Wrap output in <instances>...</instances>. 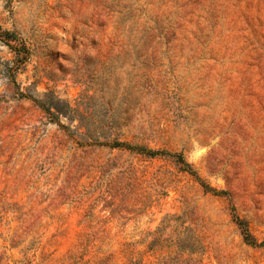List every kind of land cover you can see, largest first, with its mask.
I'll use <instances>...</instances> for the list:
<instances>
[{
  "label": "rangeland",
  "instance_id": "rangeland-1",
  "mask_svg": "<svg viewBox=\"0 0 264 264\" xmlns=\"http://www.w3.org/2000/svg\"><path fill=\"white\" fill-rule=\"evenodd\" d=\"M0 264H264V0H0Z\"/></svg>",
  "mask_w": 264,
  "mask_h": 264
},
{
  "label": "trees",
  "instance_id": "trees-1",
  "mask_svg": "<svg viewBox=\"0 0 264 264\" xmlns=\"http://www.w3.org/2000/svg\"><path fill=\"white\" fill-rule=\"evenodd\" d=\"M52 107V105H50V103L48 105H46V110L47 112H49L51 115H57V114H60V113H63V111H59L56 107H54V111H50V108Z\"/></svg>",
  "mask_w": 264,
  "mask_h": 264
}]
</instances>
